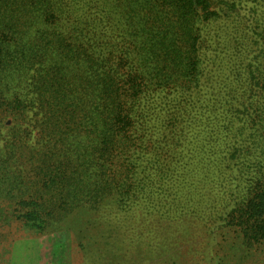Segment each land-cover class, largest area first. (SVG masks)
<instances>
[{
  "label": "trees",
  "instance_id": "trees-1",
  "mask_svg": "<svg viewBox=\"0 0 264 264\" xmlns=\"http://www.w3.org/2000/svg\"><path fill=\"white\" fill-rule=\"evenodd\" d=\"M71 219L92 264L263 251L264 0H0L2 237Z\"/></svg>",
  "mask_w": 264,
  "mask_h": 264
},
{
  "label": "rangeland",
  "instance_id": "rangeland-1",
  "mask_svg": "<svg viewBox=\"0 0 264 264\" xmlns=\"http://www.w3.org/2000/svg\"><path fill=\"white\" fill-rule=\"evenodd\" d=\"M52 224L55 226V229H48L42 234H37L32 233V231L23 228L18 222H15L12 226L10 225L12 235L9 238L6 237V239L2 237L4 233L0 229V251L6 253V261L1 264H92L95 256L88 246L89 244L83 247L80 245V243L85 244L86 238L79 237L69 231L70 228L75 229L87 223L73 222L71 219L70 222H54ZM84 226L86 227V225ZM174 232L178 234L177 231ZM204 237L205 240L200 239V237L196 238L195 236L184 237L179 242V245H177V250L174 252L172 258L174 257V259L182 264H212L205 261L204 256L207 252L208 240L206 236ZM211 241L212 248L214 246L218 247L217 243L223 240L222 237H219L217 238V242L216 240ZM3 243L4 246L2 247ZM221 244L223 250L221 254L225 256L230 255L229 262L226 264H236L238 261H240L239 264H264V258L262 257L264 249L262 251V247H259L257 252L252 254L253 257L250 258L247 252L241 253V251L236 250L232 252L228 250L229 246L226 242ZM116 261H119V259H116ZM120 263L122 264V262ZM126 264H135V260H127Z\"/></svg>",
  "mask_w": 264,
  "mask_h": 264
}]
</instances>
